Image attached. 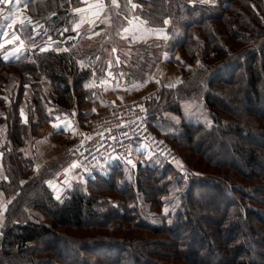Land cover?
Returning <instances> with one entry per match:
<instances>
[{"label":"trees","instance_id":"1","mask_svg":"<svg viewBox=\"0 0 264 264\" xmlns=\"http://www.w3.org/2000/svg\"><path fill=\"white\" fill-rule=\"evenodd\" d=\"M133 1L144 5L139 12L151 26L169 20V30L178 33L171 62L183 69L181 83L160 92L152 113L146 102L145 108L157 131L182 117L171 141L163 137L191 173L161 160L165 167H140L132 182L110 174L88 189L77 184L60 202L44 180L72 155L26 179L34 156H21L19 149L30 151L54 115L83 106L94 93L92 74L72 53L36 52L28 60L0 53V108L10 145L4 152L8 180L0 187L11 199L0 264H264V0H221L217 6ZM28 4L35 20L49 25L69 13L71 2ZM55 4L59 10L50 14ZM108 16L112 25L126 23L116 9ZM14 68L21 86L6 97ZM25 85L35 96L24 119Z\"/></svg>","mask_w":264,"mask_h":264},{"label":"rangeland","instance_id":"2","mask_svg":"<svg viewBox=\"0 0 264 264\" xmlns=\"http://www.w3.org/2000/svg\"><path fill=\"white\" fill-rule=\"evenodd\" d=\"M65 1L71 2L70 4L71 11L69 8V13L67 15L62 16L59 19L52 20L49 23V25L45 22V20H44V24L41 23L42 26H40L38 22H35L37 19L35 20V18H33L32 13H30L29 11V6L27 10H28V13L30 14L29 16L31 19L28 21H26L25 10L20 11V15H18L20 18V22L18 24L14 23L13 21H12L13 24H8L10 17L5 18V15L1 17V20H0V45H2L3 48L8 47L9 43H11V40L6 39L7 36L2 38L1 35L12 34L14 33V30H17V34L18 33L22 34L25 42L27 43V45H29L28 48L30 49V52H28L29 56L26 57L27 60L30 59L34 53L37 52L36 51L37 49L34 50V47H38V49L42 50L41 52H38V53L47 52V51H55L58 53H62V52L72 53L74 59L78 61V63L82 66V68L89 70L91 74H92V71L89 69L87 64L89 62H94L95 67L97 68V71L99 74V76L97 77V80H105L107 78H112V82L106 83L103 87H100V86H97V83L95 79L93 78V75H91L92 76L91 88L94 90V93L90 95V97H88L87 100H85V103L83 104V106L80 108H71V111L68 114L58 113L52 117L51 122L53 121L54 117H56L57 119L64 120L65 122L64 140L62 139L56 140L55 142L56 144L55 150L58 153V156L63 154L62 153L63 150L64 151L66 150L65 146L66 147L67 145L68 147L71 146V144L74 142V140L76 139L79 133H81L83 130H85L89 126L95 125L98 122V114L99 112L103 110V108H105L106 102L110 100H114V99L108 100L109 97L106 98L107 97L106 86L108 87L110 84L115 82L114 80L115 77L119 76L118 79L120 81L125 82V84L129 83L130 85H133V86H141V85L143 86V85L149 84L152 78V74H151L152 71L149 70V68L152 67L150 66V64L157 63L159 60L162 61L163 57L168 56L169 51H171L172 54L168 62L172 64L171 60L174 58V56H176L175 53H173L172 51V47H173L172 44L175 42V38L178 37V36L176 37V34H178L176 31L174 33L170 31L168 28L167 34H170L168 45L163 46L162 44H158V43L157 45H155V40H153L154 37L162 36L161 38H166V36L164 34H152L150 30L148 34L147 28L144 27V22L142 21L143 19L141 20L142 26L141 25H136V26L131 25V29H129L126 33V34H133V35H130L131 37L125 34L123 36L124 38L123 39L121 38L122 36L121 34H124V30L126 29L128 24L124 23L121 25H117V23H115L114 25H112L113 23L111 22L108 23L105 20H102V21L100 20L101 21L100 23L98 22L95 24L82 25V27H84L85 25L87 26L93 25V30H95L94 28H96V31L99 32L100 35L94 36V37H91L88 35L81 36L82 34H91V32L90 33L88 32L89 30H86V29L83 30L82 28H79L80 25L82 24L79 21V18H80L79 13L81 9L83 8V6L85 5V2L84 0H79V1L78 0H75V1L65 0ZM188 1L190 2L189 4H203V5L217 6L220 4L221 0H212L214 4H210L208 0H205V2H208V4L192 3L191 0H188ZM6 2H9L10 4L9 7H5ZM26 3H28V0H0V15L6 12L7 9L13 11V9H11L13 7L17 8L18 10V7L21 8ZM135 3L140 6L137 8L139 9L138 11H140V9L142 10L145 9L144 5H140L137 2ZM63 5L64 4H61L60 7ZM55 6H57V9ZM57 10H59L58 4H55L53 9L48 10V12L51 14L52 12H55ZM125 11L127 13H130L129 8H127ZM54 14H57V12H55ZM146 23L149 24L148 21ZM108 28H109V31L112 30L110 34H108L109 32L107 31ZM91 30H92V27H91ZM77 34L79 35V38L73 37V35L75 36ZM134 34H140L142 35V37H143V34H145V37H143L144 40H142L141 37L138 38ZM171 35L173 38H171ZM48 43H51V44L49 45ZM177 48L179 49V47ZM137 49H139V51L135 52V50ZM142 49H145V50L150 49V56L146 55V53L144 54V51ZM29 53L30 54L32 53V54L30 55ZM173 66H176L178 68V72H177L178 76L175 81L177 83L161 82L160 83L161 87L158 89V91L155 94H151V92H148L147 95L144 97L137 96L136 98H133L130 100H120V102H128L131 100L140 99L143 102H146L148 107L150 105V111L152 113L153 112L152 108L154 106L153 102H158L157 98H160L159 97L160 92L166 89V87L177 86L181 83L180 81L182 80L183 69L181 68V66H178V65H173ZM14 70H18V72H20L19 69L17 68H14L12 70L11 75H10V80L6 84V97H8L7 96L8 93L9 95H11L10 88H11V83L13 81V78L15 77V76L12 77V73ZM162 76L160 77V80L163 81ZM164 78L168 80L167 77L164 76ZM28 86L30 85H25V90H24L25 92H26V87ZM18 89L19 88H16V90ZM51 89L52 87L46 86L44 91H48ZM143 95H145V92L143 93ZM11 96H15V93ZM34 96H35V93L32 88L30 91L27 90L26 100L28 101H27V105L22 110L24 114H27V109L29 108L28 104L30 103L31 105L33 103ZM8 104H9V99H8ZM196 107L194 108L195 110L197 109V112H198L199 110ZM49 109L50 108H48V111ZM191 109H193L192 105L190 106L189 111ZM52 111L54 112L53 109H51L49 112H52ZM0 112L5 113V111L1 108H0ZM181 118L182 117H173L171 118V120L173 121L169 120L168 123L173 124L171 129L167 127V130H161V131L158 130L159 131L158 132L156 130L157 128L155 129L153 125L152 127L155 132L160 134L162 137L163 136L167 137L171 141L170 136H172L174 133L177 132V129L179 128V126L176 123H179V120ZM0 136H2L1 132H0ZM64 143H67V145H65ZM0 144H2L1 137H0ZM41 151H42V147L40 146L39 155ZM26 153L27 155L34 156V157L38 155V153L35 150L26 151ZM135 156H136V159L131 164H124L120 160H115L111 163L98 164L88 169L80 167L86 170V175H85V182L78 183V185L84 184L85 186L83 185V187L85 189L86 188L88 189V187L86 186L89 185L90 182H98L99 177L102 176V177L107 178L109 177L108 175L110 174H113L114 176L117 175V177L122 174V179H123L122 181L132 182L135 179L134 173H136L140 167L142 168L143 166L144 167L150 166L152 168H162L166 166L162 164L161 159L154 151L148 149L145 146H142ZM187 166L191 173L192 170L190 166L188 164ZM75 167L78 168L79 166L72 165L70 162H68L67 166L60 169L55 174V176L52 179H50L62 188V193H60L59 195L58 193H55L56 199H57V196H59L58 200L60 202L63 199H65L68 195V192L72 190L74 186L76 187L77 185V181H74L73 179L70 180L69 178L71 169ZM64 171L67 173V176L62 182L59 183L58 181H56L55 177ZM110 198L114 199L118 197H116V194H113ZM6 208L7 207L5 206L2 207L1 209V211L3 212L2 215H4ZM145 210L149 212L148 209H145ZM1 229H2V226H1Z\"/></svg>","mask_w":264,"mask_h":264},{"label":"crops","instance_id":"3","mask_svg":"<svg viewBox=\"0 0 264 264\" xmlns=\"http://www.w3.org/2000/svg\"><path fill=\"white\" fill-rule=\"evenodd\" d=\"M84 2H85V5L83 6V8L81 9V11L79 13V17H80L79 21L82 23L79 28H82L83 30L84 29L89 30L88 32L89 33L91 32V34H82L81 36L88 35V36L94 37V36L100 35V33L96 31V28H94L95 30H93V25L92 26L85 25L84 27H82V25H84V24H95L98 22L100 23L102 20H105L108 23H110V22L113 23L111 21V16H108V10L110 8H113V9L117 10L118 17L121 18L123 21H125L126 24H128V26L124 30V34H121L122 39L124 38L123 36L127 33V31L129 29H131V25H135V26L141 25L142 26L141 20L143 19L142 21L144 22V27L147 28L148 34H149V30H150L152 34H164L166 36V38H161L162 36L154 37L155 39L153 38V40H155V45H157V43L162 44L163 46L168 45V42L170 39V36H169L170 34H167L168 28L170 26L169 20H166L167 23L164 26H160V27L150 26L148 23H146L147 20H145L141 16L140 12L138 11L139 9H137V8L140 6L137 5L133 0H115V3L113 2V0H109V2H106L105 0H84ZM191 2L192 3H201V0H191ZM204 3L208 4V2H204ZM210 4H214V3L210 2ZM216 4H218V3H216ZM9 6H10L9 2H6L5 7H9ZM28 6H29V4L26 3L23 7H21V8L18 7V10L15 7L11 8V9H13V11L7 9L6 12H4L3 14L0 15V20H1V17H3L5 15V18L10 17L8 24H13V22L18 24L20 22V18L18 15H20L21 10H23V11L25 10L26 21H28L31 19L29 16L30 14L28 13V10H27ZM127 8L130 9V13H127L125 11ZM35 22H38L40 26H42L41 23L44 24L43 19L36 20ZM91 27H92V30H91ZM36 35H38V34H36ZM126 35L131 37L130 35H133V34H126ZM134 35H136L138 38L141 37L142 40H144L143 37H145V34H143V37L140 34H134ZM5 36H7L6 39L11 40V43H9L8 47H5V48H3V46L0 47V53L4 56V58L6 56L8 57L6 60H17L20 57H28L29 56L28 55V52H30V49L28 48L29 45H27V43L25 42L22 34H19V33L17 34V30H14V33H12V34L1 35L2 38H4ZM73 37L79 38V35L78 34L75 36L73 35ZM171 38H173L172 35H171ZM48 44L50 45L51 43H48ZM34 50H36L37 52L42 51V50L38 49V47H34ZM142 50L144 51V54L146 53V55L150 56V49H147V50L142 49ZM137 51H139V49L135 50V52H137ZM171 54H172V52L169 51L168 56L163 57L162 61L159 60L157 63H154V64L151 63L150 64V66H152V67L149 68V70L152 71V73H151L152 78H151V81L149 84H146L143 86L142 85L141 86H133V85H130L129 83L125 84V82L120 81L118 79L119 76H117L114 78L115 82L110 84L108 87L106 86V89H107V97L106 98L109 97L108 100L114 99V100H118V101L130 100V99L136 98L137 96L138 97L139 96L144 97L147 95L148 92H151V94H155L158 91V89L161 87L160 86L161 82L177 83L175 81H176L177 76H178V74H177L178 68L176 66H173V64H171L170 62H168L171 58ZM162 74H163V76H162ZM161 76L163 78V81L160 80ZM164 76L167 77L168 80H166V78H164ZM12 77H14V78H13V81L11 83V88H10L11 94H13L14 92L17 91L16 88H19L21 86V82H22L20 72H18V70L13 71ZM27 90L30 91L31 87L30 86L26 87V92H24L23 102L21 103L22 110L27 105V101H28V100H26ZM144 92H145V95H143ZM24 115H26V114H24ZM24 115H23V118H26V117H24ZM55 118L56 117H54L52 122L50 121L44 127L39 129L36 136L33 138V141L31 144L32 149L30 146L29 150L30 151L35 150L38 153V155L33 158V164L34 165H33V167H31L29 175L26 179H28L29 177H31L33 175H35V176L38 175L48 164L53 163L56 160H60V159H63L65 157H68L69 155H71L70 150H69L70 147H68L67 143H64L65 145H67V147L65 146L66 150L65 151L63 150V152H62L63 154L58 156V153L55 150L56 140H61V139L64 140V137H65V132H64L65 122H64V120L57 119V118L55 119ZM57 124L59 125V127L55 126ZM0 132L2 133V136H0L1 137V143H2V144H0V183H2L3 181L8 180V170H7L5 162H4V152L6 151L7 146H10L8 144L9 128H8V124L6 121V114L4 112H0ZM40 146L42 147V151L39 155V147ZM142 146L143 145H139L137 147V151H139V149ZM25 151H26V149H23V148L19 149L20 155L21 156L27 155L25 153ZM69 162L72 163L71 160ZM67 164L65 166H67ZM85 175H86L85 169H82L80 167H78V168L75 167V168L71 169L69 178H70V180L73 179L74 181H77V184L78 183H84L85 182ZM44 183L48 184L51 187L54 194L58 193V195H59L60 193H62V188L58 184H56L54 181L50 180V178H49V180L48 179L44 180ZM9 200H11V199L7 197L4 189L1 186L0 187V237H2L1 226H3V224H4V216L2 215L3 212L1 211V209H2V207L7 206Z\"/></svg>","mask_w":264,"mask_h":264},{"label":"built area","instance_id":"4","mask_svg":"<svg viewBox=\"0 0 264 264\" xmlns=\"http://www.w3.org/2000/svg\"><path fill=\"white\" fill-rule=\"evenodd\" d=\"M87 66L97 86L103 87L112 82V78L97 80L99 74L94 62H89ZM139 145L154 151L164 163L180 174H190L186 161L176 148L154 131L145 102L140 99L128 102L107 101L105 108L98 114V122L79 133L71 144V164L87 169L115 160L131 164L136 159ZM66 176L64 171L55 179L60 183Z\"/></svg>","mask_w":264,"mask_h":264},{"label":"snow or ice","instance_id":"5","mask_svg":"<svg viewBox=\"0 0 264 264\" xmlns=\"http://www.w3.org/2000/svg\"><path fill=\"white\" fill-rule=\"evenodd\" d=\"M113 2L115 3V0H113ZM205 2V0H201V3H204ZM208 2H212V0H208ZM165 23H167V21H165ZM0 47H2V45H0ZM8 57L6 56L5 57V59H7ZM22 115H23V113H22ZM56 127H59V125L57 124V125H55ZM130 163H131V161H129ZM57 199H59V196H57ZM166 213H167V211H168V209L167 208H165V210H164Z\"/></svg>","mask_w":264,"mask_h":264}]
</instances>
